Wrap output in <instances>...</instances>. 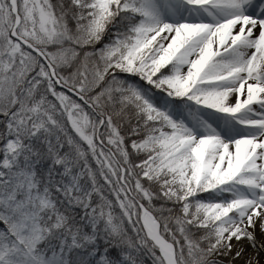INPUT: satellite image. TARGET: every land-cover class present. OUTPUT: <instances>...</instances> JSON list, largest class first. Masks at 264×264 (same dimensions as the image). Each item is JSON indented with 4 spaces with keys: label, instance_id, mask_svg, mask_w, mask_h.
<instances>
[{
    "label": "snow or ice",
    "instance_id": "6c2138e0",
    "mask_svg": "<svg viewBox=\"0 0 264 264\" xmlns=\"http://www.w3.org/2000/svg\"><path fill=\"white\" fill-rule=\"evenodd\" d=\"M0 264H264V0H0Z\"/></svg>",
    "mask_w": 264,
    "mask_h": 264
}]
</instances>
